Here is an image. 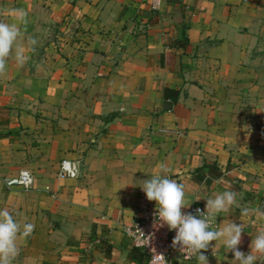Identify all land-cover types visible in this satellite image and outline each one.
Instances as JSON below:
<instances>
[{
  "label": "crops",
  "instance_id": "1",
  "mask_svg": "<svg viewBox=\"0 0 264 264\" xmlns=\"http://www.w3.org/2000/svg\"><path fill=\"white\" fill-rule=\"evenodd\" d=\"M13 8L38 41L0 77V209L34 225L14 264H146L123 229L162 162L190 206L239 194L215 228L243 223L248 254L258 224L240 208L264 210V0H0V20ZM63 159L77 179L57 176ZM22 169L32 188H7ZM203 254L234 259L219 242Z\"/></svg>",
  "mask_w": 264,
  "mask_h": 264
},
{
  "label": "clouds",
  "instance_id": "2",
  "mask_svg": "<svg viewBox=\"0 0 264 264\" xmlns=\"http://www.w3.org/2000/svg\"><path fill=\"white\" fill-rule=\"evenodd\" d=\"M8 15L12 18V23L0 20V77L6 75L9 58L14 60L18 68H23L38 43L32 36L25 37L22 31V26L28 23L26 10L9 9ZM169 172L165 163H159L153 176L141 182V188L147 200L155 202L156 217L160 225L176 230L172 240L173 248L178 246L185 258L195 256L198 264H208V257L203 253L212 242H219L227 252L233 253L232 264H264V210L261 206L240 208L241 216H252L258 224L256 235L249 245L250 251L245 254L238 248L244 232L243 223L238 225L225 221L222 227H212L220 213L229 212L234 205L240 207L237 201L239 194L233 190H225L217 193L214 198L206 199L204 210L197 208L195 214H184L181 210L190 207L185 200V185L170 179ZM222 181L223 178L213 180L214 183ZM33 231L32 223L18 221L8 209H0V264H14L21 244L26 243ZM158 262L167 264L163 255L153 256L150 264Z\"/></svg>",
  "mask_w": 264,
  "mask_h": 264
},
{
  "label": "built area",
  "instance_id": "3",
  "mask_svg": "<svg viewBox=\"0 0 264 264\" xmlns=\"http://www.w3.org/2000/svg\"><path fill=\"white\" fill-rule=\"evenodd\" d=\"M163 0H149V5L152 10H157ZM79 165L76 161L63 159L59 162L57 176L61 179H77L79 177ZM34 178L32 173L27 169H22L17 176L5 179L7 188L20 187L23 190L32 188ZM201 206L191 205L182 209V213L195 214V210ZM156 204L154 201L149 202L143 191L140 192L139 201V218L131 225L125 226L123 232L130 240L133 247L144 252L146 264H150L152 257L155 255H163L167 264H172L170 256L177 255L182 261H191L196 259L195 256L185 258V256L177 248L172 247V240L176 235V230H169L168 227L161 226L160 221L156 217ZM215 228V224L212 226ZM162 264V262H158Z\"/></svg>",
  "mask_w": 264,
  "mask_h": 264
},
{
  "label": "trees",
  "instance_id": "4",
  "mask_svg": "<svg viewBox=\"0 0 264 264\" xmlns=\"http://www.w3.org/2000/svg\"><path fill=\"white\" fill-rule=\"evenodd\" d=\"M171 94H173V92H171ZM167 95H168V92H167ZM175 101V99H171V102H174Z\"/></svg>",
  "mask_w": 264,
  "mask_h": 264
}]
</instances>
